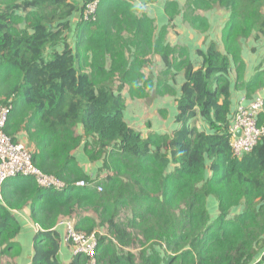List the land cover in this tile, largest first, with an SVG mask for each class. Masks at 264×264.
<instances>
[{
    "label": "trees",
    "instance_id": "1",
    "mask_svg": "<svg viewBox=\"0 0 264 264\" xmlns=\"http://www.w3.org/2000/svg\"><path fill=\"white\" fill-rule=\"evenodd\" d=\"M214 5L230 13L222 31L225 53L214 45L198 51L203 65L194 69L187 50L165 44L167 28L156 37L153 21L137 17L127 0H100L95 21L79 18L74 49L66 46L62 31L83 6L69 0H0V104L11 105L4 131L16 142L24 132L34 146V165L66 185L62 191L43 189L33 177H17L10 187L4 183L0 264L19 252L14 239L20 227L10 210L29 200L40 227L31 264H61L55 226L60 217L74 216L76 232L97 237L96 264H264V136L236 158L229 130L231 65L236 88L248 98L264 84V69L244 80L240 42L253 31L264 36V0H189L183 19L205 31L206 21L192 13ZM165 11L170 22L178 5L167 2ZM22 23L26 27L18 28ZM60 45H65L60 53L49 52ZM152 55L165 66L155 95H174L168 79L184 71L175 115L181 126L171 136L143 139L123 118L120 91L126 86L132 99L149 97L152 76L142 71ZM197 116L211 133L189 125ZM78 125L83 136L75 133ZM258 126L264 127L262 114ZM80 146L90 162L102 161L99 171L106 177L83 174L72 155ZM79 180L89 185L78 187ZM210 196L218 203L213 219ZM101 228L103 234L96 232ZM85 261L76 255L70 264Z\"/></svg>",
    "mask_w": 264,
    "mask_h": 264
},
{
    "label": "crops",
    "instance_id": "2",
    "mask_svg": "<svg viewBox=\"0 0 264 264\" xmlns=\"http://www.w3.org/2000/svg\"><path fill=\"white\" fill-rule=\"evenodd\" d=\"M86 0H69V3L82 7ZM135 9V15L137 17L147 16L154 23L156 30L155 36L157 37L159 31L162 28H167L165 44L171 48H183L187 50L188 59L193 65L194 69H198L203 65V57L198 55V51L206 52L210 45H214L217 51L221 54L225 53L222 42V31L228 22L230 13L228 10L221 8L219 5H214L212 8H197L193 11V16H198L206 21L207 29L205 31H197L193 29L187 22L184 21L183 15L185 6L189 0H127ZM167 2H174L178 5V14L174 19L169 22V17L166 14L165 7ZM34 9L31 8V11ZM82 11V10H81ZM81 11H74L67 19L69 22L68 29H64L63 38L66 46L74 49L76 26L78 19L80 18ZM21 15L22 11H18ZM26 24L22 23L18 28H25ZM52 29H56V26H51ZM125 39L131 38V35L124 34ZM241 54L245 63L244 80L247 82L253 76L257 69H264V36L257 31H253L252 34L244 40H241ZM65 45L59 47L50 48V53L55 50L59 53L63 51ZM133 52V49L131 48ZM127 58L130 60V55L127 53ZM151 64L143 69V74L147 78L152 76L153 87L150 91L149 97L145 99H132L128 94V88L124 86L120 94L124 98L125 108L123 111V118L126 124L140 133L143 139L148 138L150 135H169L171 136L176 130H178L181 124L175 120L177 113V100L180 96V88L185 82L184 71L175 73L174 78L168 79V84L174 90V95H155L156 80L159 74L165 70L162 58L159 55H152L148 57ZM230 82V112L233 114L239 104L246 106L252 100L258 97H264V84L256 91L251 97H247L246 93L242 89L236 88V73L234 66L231 65L229 71ZM264 117V116H263ZM189 125L195 127L198 131L211 133L208 124L199 116L190 120ZM233 122L230 127H232ZM75 133L78 136H83L84 130L82 125H78L75 128ZM83 141H85L83 139ZM18 142L24 144L30 150L34 149V146L29 144L27 136L24 132L20 133ZM83 144V142H82ZM76 159L79 167L84 175L90 179H103L107 173L99 171L102 166V161L90 162L86 157L83 147L80 146L72 153ZM170 170L174 168L171 165ZM17 178V177H16ZM15 182V178L8 180V187L11 183ZM11 191V189H10ZM207 209L212 216L218 214V203L214 197H208ZM241 209H233L230 213L232 217L235 213L240 212ZM12 216L17 221L20 230L15 237L14 242L18 244L19 252L13 257H2V264H31L34 254V237L37 232L40 231V227L34 223L31 213V201H27L22 207L11 209ZM83 216L88 215L93 217L92 213L84 212ZM75 217V216H74ZM60 217L56 223L55 230L59 234L60 242L58 249V256L61 264H70L73 258L71 249L63 241V237L66 230V225L71 223L74 225L75 219ZM100 234L104 233V230L98 229L96 231Z\"/></svg>",
    "mask_w": 264,
    "mask_h": 264
},
{
    "label": "built area",
    "instance_id": "3",
    "mask_svg": "<svg viewBox=\"0 0 264 264\" xmlns=\"http://www.w3.org/2000/svg\"><path fill=\"white\" fill-rule=\"evenodd\" d=\"M100 0H86L84 2L80 19L93 22ZM11 105L0 104V202L2 189L6 181L16 177H33L38 187L62 191L65 183L53 175H49L37 168L33 163V153L24 144L14 141L5 131V125ZM264 116V97L252 100L248 105H238L233 113V125L229 128L231 134L230 147L236 158L249 153L264 136V127L258 126V117ZM240 130V136L235 133ZM78 187L88 186L84 180L75 183ZM98 192L102 191L101 185L96 184ZM63 241L71 249L73 256L83 255L84 264H96L95 251L97 237L95 233L89 235L76 232L74 225H66Z\"/></svg>",
    "mask_w": 264,
    "mask_h": 264
},
{
    "label": "water",
    "instance_id": "4",
    "mask_svg": "<svg viewBox=\"0 0 264 264\" xmlns=\"http://www.w3.org/2000/svg\"><path fill=\"white\" fill-rule=\"evenodd\" d=\"M240 130H238L236 133H235V135L238 137V136H240Z\"/></svg>",
    "mask_w": 264,
    "mask_h": 264
},
{
    "label": "rangeland",
    "instance_id": "5",
    "mask_svg": "<svg viewBox=\"0 0 264 264\" xmlns=\"http://www.w3.org/2000/svg\"><path fill=\"white\" fill-rule=\"evenodd\" d=\"M210 197H213V196H210ZM209 214H210V212H209ZM210 216L213 219V218H215L217 216V214L215 216H212V214H210Z\"/></svg>",
    "mask_w": 264,
    "mask_h": 264
}]
</instances>
